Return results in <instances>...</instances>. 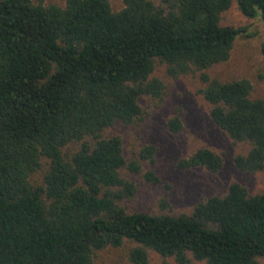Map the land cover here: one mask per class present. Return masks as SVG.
<instances>
[{"label":"trees","instance_id":"trees-1","mask_svg":"<svg viewBox=\"0 0 264 264\" xmlns=\"http://www.w3.org/2000/svg\"><path fill=\"white\" fill-rule=\"evenodd\" d=\"M240 14L260 18L264 0H235ZM232 0H66L44 6L0 0V264H92L96 252L132 242L131 264H147V250L176 264H258L264 259V192L238 183L224 196L195 205L191 214L127 213L118 203L135 188L121 171V139L104 137L115 123L141 116L138 99L159 97L150 79L156 61L176 78L228 60L238 34L220 17ZM264 58V41L260 46ZM209 117L233 142L245 173H264V101L252 99L246 79L221 82L202 73ZM167 129L181 130L178 118ZM90 139V141H86ZM81 142L69 156L63 150ZM145 147L140 159L153 158ZM47 160L39 183L31 176ZM218 172L222 159L196 151L178 167ZM146 180L155 181L151 173Z\"/></svg>","mask_w":264,"mask_h":264},{"label":"rangeland","instance_id":"rangeland-1","mask_svg":"<svg viewBox=\"0 0 264 264\" xmlns=\"http://www.w3.org/2000/svg\"><path fill=\"white\" fill-rule=\"evenodd\" d=\"M31 1L60 7L66 3V0ZM149 1L160 5V0ZM110 6L117 12L123 6L122 0H110ZM220 24L238 31L227 61L205 71L190 70L185 75L173 78L167 74L166 65L157 60L150 79L161 82V95L140 96V118L131 124L117 122L103 133L107 138L119 137L126 163L137 162L139 167L138 173L126 169L120 173L135 188L132 197L118 203L127 213L172 217L189 215L196 204L213 196H224L232 183L240 184L249 195L264 192L263 172L245 173L235 168L233 159L238 155L245 156L250 145L233 142L211 121V107L203 98L205 84L201 80L202 73L221 82L246 79L252 86L251 98L264 101V58L260 52L264 41L262 22L259 17H243L236 1L232 0L229 9L221 14ZM172 118H178L181 124L178 133L167 129L166 124ZM80 144H69L64 148V154L69 156ZM148 146L155 149L152 160L140 159L141 151ZM202 149L222 159L223 166L218 172L210 173L202 166L187 170L178 167L179 162ZM46 167L47 160L41 159V169L31 176L30 181L39 183ZM147 173H151L156 180H146ZM134 247L132 242H125L119 247H107L94 254L92 264H131L128 254ZM147 254V264H176L173 258H162L154 251L147 250ZM190 264L205 262L192 260ZM258 264H264V259H258Z\"/></svg>","mask_w":264,"mask_h":264}]
</instances>
